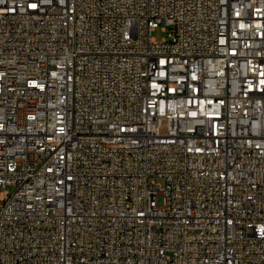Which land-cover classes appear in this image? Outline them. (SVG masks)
Masks as SVG:
<instances>
[{
	"label": "built area",
	"instance_id": "obj_1",
	"mask_svg": "<svg viewBox=\"0 0 264 264\" xmlns=\"http://www.w3.org/2000/svg\"><path fill=\"white\" fill-rule=\"evenodd\" d=\"M0 264H264V0H0Z\"/></svg>",
	"mask_w": 264,
	"mask_h": 264
},
{
	"label": "rangeland",
	"instance_id": "obj_2",
	"mask_svg": "<svg viewBox=\"0 0 264 264\" xmlns=\"http://www.w3.org/2000/svg\"><path fill=\"white\" fill-rule=\"evenodd\" d=\"M153 36H154L156 39L161 40V39H163L164 37L167 36V33L164 32L161 28H159V29H157L155 32H153ZM158 182H159L160 184H164L163 179H159ZM159 201H160V203L162 202V196H160Z\"/></svg>",
	"mask_w": 264,
	"mask_h": 264
}]
</instances>
